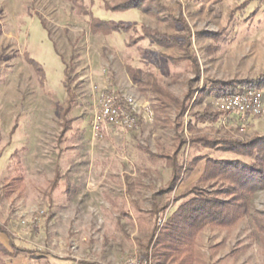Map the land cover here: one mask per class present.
<instances>
[{
  "label": "rangeland",
  "instance_id": "1",
  "mask_svg": "<svg viewBox=\"0 0 264 264\" xmlns=\"http://www.w3.org/2000/svg\"><path fill=\"white\" fill-rule=\"evenodd\" d=\"M159 2L167 11L155 18L138 10L106 11L101 0H0V227L10 237L1 235L45 255L38 257L39 264H123L127 259L151 264L145 245L155 218L149 212L172 201L202 173L199 164L171 194H163L170 170L163 159L139 148L156 155L173 152L175 110L156 114V95L133 84L126 68L141 70L144 79L158 82L179 100L194 77L186 61L173 60L186 53L183 41L172 48L146 38L132 44L143 35L141 25L184 36L179 18L186 21L200 68L199 81L192 83L199 100L196 112H219L218 97L204 95L210 80L263 79L262 0ZM89 12L103 21L136 23L138 31L92 34ZM201 31L222 37L200 38L196 33ZM28 58L41 67L42 77ZM109 90L126 104L131 100L137 129L109 124L102 129L97 100ZM257 90L263 112L248 117L244 131L236 114H221L196 128L214 139L264 135V84ZM187 120L183 116V126ZM183 136L189 133L184 130ZM251 203L254 212H264V190ZM175 209L170 204L157 218L165 221ZM199 247L206 264H264V241L249 217L230 232L206 229Z\"/></svg>",
  "mask_w": 264,
  "mask_h": 264
},
{
  "label": "trees",
  "instance_id": "2",
  "mask_svg": "<svg viewBox=\"0 0 264 264\" xmlns=\"http://www.w3.org/2000/svg\"><path fill=\"white\" fill-rule=\"evenodd\" d=\"M106 11L126 12L138 10L141 13L159 18L167 8L159 0H101ZM264 2V0H262ZM245 5H241L244 8ZM90 31L92 34L108 33H135L138 30L136 23H122L103 21L93 17L89 12ZM231 18L234 12L230 13ZM185 35H166L141 25L143 35L132 39L135 44L139 39H148L160 47H179V40L183 41L185 54L173 59L175 62L186 61L194 77L190 80L189 88L183 100H179L169 93L158 82H150L142 77V71L127 67L126 71L130 80L142 90L151 89L156 95L157 106L155 113H166L169 109L175 110V145L171 153L156 155L143 145L139 148L153 158L163 159L165 167L170 170V176L164 187L163 194H171L177 185L184 182L192 175L199 164H203V170L198 180L188 186L181 194L173 197L163 207L153 206L149 215L155 218V226L152 229L145 249V257L151 264H206L204 255L199 247L201 234L206 229H218L232 231L246 218H251L257 230V234L264 241V212H254L251 200L256 192L264 190V135H253L245 141L233 140L221 137L214 139L197 129L198 123L206 121L215 122L220 118L221 112L209 114L207 112L194 111V105L199 101L195 95L196 90L192 83L200 79V68L197 58L191 52V31L186 21L180 17ZM200 38L213 40L222 37L221 32H197ZM27 63L33 66L42 77L41 67L32 59ZM64 86L68 89L69 68L65 67ZM43 80V78H42ZM264 80V76L263 79ZM262 80L220 81L210 80L209 87L205 90L206 96L220 97L222 95L247 89H258L263 86ZM71 97V95H69ZM191 104V105H189ZM188 120L183 126L182 118ZM14 124L11 133L14 132ZM67 129L62 128V133ZM184 130L189 137L183 136ZM58 173L55 174L57 180ZM213 186L217 189L212 190ZM205 187H209L207 190ZM172 204L175 211L165 220L157 218ZM257 215V216H256ZM159 222H162L161 225ZM0 233H9L0 227ZM33 251L17 246L12 238L9 240V248L0 242V264H8L21 255H31Z\"/></svg>",
  "mask_w": 264,
  "mask_h": 264
},
{
  "label": "built area",
  "instance_id": "3",
  "mask_svg": "<svg viewBox=\"0 0 264 264\" xmlns=\"http://www.w3.org/2000/svg\"><path fill=\"white\" fill-rule=\"evenodd\" d=\"M119 100L113 90L101 92L98 95L97 108L102 129L106 124L116 126L125 131L137 129L138 122L135 109ZM214 105L222 114H236L242 118L241 131L247 128V118L256 117L263 112L262 94L257 89H244L235 93H228L218 97ZM131 106V107H130ZM38 223V222H37ZM38 226V224H37ZM123 264H142L140 260L127 259ZM145 264L147 262L145 261Z\"/></svg>",
  "mask_w": 264,
  "mask_h": 264
},
{
  "label": "crops",
  "instance_id": "4",
  "mask_svg": "<svg viewBox=\"0 0 264 264\" xmlns=\"http://www.w3.org/2000/svg\"><path fill=\"white\" fill-rule=\"evenodd\" d=\"M257 121V120H255ZM254 121V123H255ZM255 125V124H254ZM12 131V130H11ZM56 174V173H55ZM56 180V178L54 179ZM0 242L6 247L9 248V241H7L5 239V237H3L0 233ZM16 244V243H15ZM17 245V244H16ZM18 246V245H17ZM20 247V246H19ZM27 249V248H26ZM29 250V249H28ZM44 257L45 255L40 254L38 252L33 253L32 254V258H28V257H18L14 260H12L11 262H9L8 264H39V262H36L37 259H39L38 257ZM51 264V263H50Z\"/></svg>",
  "mask_w": 264,
  "mask_h": 264
}]
</instances>
